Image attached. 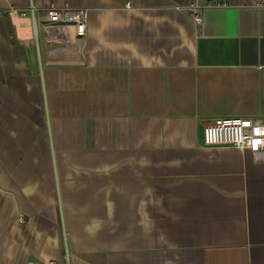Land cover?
Returning <instances> with one entry per match:
<instances>
[{
    "label": "crops",
    "instance_id": "obj_1",
    "mask_svg": "<svg viewBox=\"0 0 264 264\" xmlns=\"http://www.w3.org/2000/svg\"><path fill=\"white\" fill-rule=\"evenodd\" d=\"M51 6L87 47L43 85ZM235 117L264 123V0H0V264H264V158L204 143Z\"/></svg>",
    "mask_w": 264,
    "mask_h": 264
},
{
    "label": "built area",
    "instance_id": "obj_2",
    "mask_svg": "<svg viewBox=\"0 0 264 264\" xmlns=\"http://www.w3.org/2000/svg\"><path fill=\"white\" fill-rule=\"evenodd\" d=\"M192 11L195 22L201 23L198 11ZM35 15L44 62L82 61L88 34L86 8L51 6L35 11ZM203 133L208 148L251 150L256 160L264 158V123L260 118H224L205 125Z\"/></svg>",
    "mask_w": 264,
    "mask_h": 264
},
{
    "label": "water",
    "instance_id": "obj_3",
    "mask_svg": "<svg viewBox=\"0 0 264 264\" xmlns=\"http://www.w3.org/2000/svg\"><path fill=\"white\" fill-rule=\"evenodd\" d=\"M31 20H32V29H33V36L36 43V50H37V56L39 61V67L41 71V79L42 83L44 85V75H43V57H42V51H41V44H40V38H39V28L36 20L35 10L32 8L31 12ZM66 245V253H69V248L67 245V241H65Z\"/></svg>",
    "mask_w": 264,
    "mask_h": 264
}]
</instances>
